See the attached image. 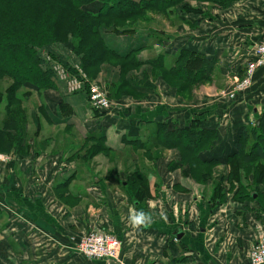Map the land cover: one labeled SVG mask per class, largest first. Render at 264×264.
Instances as JSON below:
<instances>
[{
	"label": "crops",
	"instance_id": "obj_1",
	"mask_svg": "<svg viewBox=\"0 0 264 264\" xmlns=\"http://www.w3.org/2000/svg\"><path fill=\"white\" fill-rule=\"evenodd\" d=\"M169 9L149 12L134 32L101 30L117 57L85 74L106 89L108 110H93L85 92L71 93L57 79L17 91L25 138L0 158V264H106L74 248L91 230L120 240L121 264H247L264 235V180L237 170L230 156L241 127L264 113V67L236 100L220 91L264 40V0H185ZM46 48L57 50L63 65H79L71 49ZM189 53L203 57L192 79H206H190L182 59ZM193 121L216 135L197 153L217 160L207 182L191 173L186 142L171 144L167 135ZM100 137L109 151L90 155ZM137 175L147 180L141 200L130 188ZM219 183L222 200L212 202ZM140 212L149 219L134 226Z\"/></svg>",
	"mask_w": 264,
	"mask_h": 264
},
{
	"label": "trees",
	"instance_id": "obj_2",
	"mask_svg": "<svg viewBox=\"0 0 264 264\" xmlns=\"http://www.w3.org/2000/svg\"><path fill=\"white\" fill-rule=\"evenodd\" d=\"M185 0H0V81L10 80L5 90L7 119L0 129V150H8L15 140L16 128L20 118L13 112L15 95L24 84H32L38 89L50 86L55 80L53 73L45 66L40 48L51 43H62L79 57V65L87 74L108 58L117 54L107 48L101 36V30L109 28L117 33L134 32L139 24L146 21L149 12L167 14L166 10L182 4ZM200 1V0H197ZM204 1V0H203ZM221 5H228L231 0H205ZM54 57V55H52ZM195 56L196 58H194ZM188 54L189 61L183 56V63L189 67L192 81L206 79L208 74L198 73L193 80L194 65L199 56ZM203 58V57H201ZM71 72V65L64 63ZM95 71L92 73L94 75ZM89 77V76H88ZM90 78V77H89ZM184 79V77H182ZM90 80V79H89ZM200 82V81H199ZM3 92L0 91V101ZM12 101H15L12 103ZM23 115V112L21 110ZM250 124L243 125L234 142L235 151L230 158L237 163L235 168L254 171L256 181L264 180V113ZM193 121L189 126L171 130L168 136L171 144L186 142L191 173H199L197 181L211 180L212 170L217 164L215 158L203 159L197 156L198 151L209 148L215 140V133L209 128L196 126ZM13 128V129H12ZM21 137L23 138V132ZM90 149V155L100 150L109 151L103 146L102 137ZM169 142V141H165ZM229 158V159H230ZM230 161V160H229ZM234 177H237L234 175ZM132 179L130 188L134 190L137 200L147 196L144 186L146 179L139 175ZM215 183V181H214ZM221 184H216L211 201H221Z\"/></svg>",
	"mask_w": 264,
	"mask_h": 264
},
{
	"label": "built area",
	"instance_id": "obj_3",
	"mask_svg": "<svg viewBox=\"0 0 264 264\" xmlns=\"http://www.w3.org/2000/svg\"><path fill=\"white\" fill-rule=\"evenodd\" d=\"M253 57L244 65L242 74L230 75L225 87L220 91L223 98L234 101L236 97L249 88L257 69L264 67V40L256 44ZM45 66L50 69L55 79L64 84V88L76 93L85 90L87 101L93 110H108L112 102L107 98L105 91L97 83L88 80L85 72L79 65L72 66L71 72L62 63L52 61L44 54ZM0 158H6L0 155ZM74 248L81 255L90 259L117 260L120 241L117 237L103 230H91L81 235L74 244ZM247 264H264V235L257 239L248 252Z\"/></svg>",
	"mask_w": 264,
	"mask_h": 264
},
{
	"label": "rangeland",
	"instance_id": "obj_4",
	"mask_svg": "<svg viewBox=\"0 0 264 264\" xmlns=\"http://www.w3.org/2000/svg\"><path fill=\"white\" fill-rule=\"evenodd\" d=\"M207 2H208V1H207ZM209 3H214V2L209 1ZM169 10H170V9H167L166 12H168ZM143 22L146 23L147 21H143ZM59 44H60V45H59ZM51 45H58V47L63 46V47H65V48H67V50H70V48H69L68 46H66L65 44H62V43H51V44H47L46 46H43L42 48L39 49V51H41V53L46 52V53H45V56L48 57V58H50L52 61H55V62H57V63H59V62L62 63L60 60L57 59V57H58L57 50H54V49L49 50V48H48V50H47L46 47L51 46ZM43 55H44V54H43ZM52 55H54V57H53ZM78 59H79V57H78ZM243 68H244V66L241 68L240 72L236 73L237 76H240V75L242 74ZM232 75H234V74L232 73ZM229 78H230V77H229ZM229 78L227 79V82H228ZM92 81L95 82V83H97V82L94 81V80H92ZM1 84H2L3 86H6V85L8 84V80H6V81H2ZM97 84H98V83H97ZM98 85H100V84H98ZM100 86H101V85H100ZM101 88L105 91L107 98L112 102L111 98H109V96H108V94H107L106 89H105L103 86H101ZM223 88H224V87H223ZM80 92H85V93H86L85 90L80 91ZM14 107H15V108H14L13 112H14L15 114L19 115V118H20V121H19L17 127H16V128L14 127V129H16L15 134H16V136H17V137H15V140H17L18 142L15 143V144H13L12 148H10V149H8V150H0V155H3V156H5V157H7V156H6V153L9 152V150H11V149H13V148H14V149H20V144H21V142H22V141L24 140V138H25V136H24V133H25V129H24V127H25V126H24V124H23V123H24L23 115H22V113H21V110H20L19 107L17 106V104H14ZM12 129H13V128H12ZM22 132H23V138L21 137ZM17 151H18V150H17ZM1 159L5 160L6 158H1ZM212 171H213V170H212ZM120 246H121V245H120Z\"/></svg>",
	"mask_w": 264,
	"mask_h": 264
},
{
	"label": "clouds",
	"instance_id": "obj_5",
	"mask_svg": "<svg viewBox=\"0 0 264 264\" xmlns=\"http://www.w3.org/2000/svg\"><path fill=\"white\" fill-rule=\"evenodd\" d=\"M148 219L149 218L143 212H140V213L134 214L131 217V222L134 226H139L141 224H144L146 220Z\"/></svg>",
	"mask_w": 264,
	"mask_h": 264
},
{
	"label": "water",
	"instance_id": "obj_6",
	"mask_svg": "<svg viewBox=\"0 0 264 264\" xmlns=\"http://www.w3.org/2000/svg\"><path fill=\"white\" fill-rule=\"evenodd\" d=\"M256 122H257V124H259V119H256ZM181 235H182V232H181V230H178L177 231V234L175 233V238H180L181 237ZM106 264H119V263H117L116 261H114V260H107V262H106Z\"/></svg>",
	"mask_w": 264,
	"mask_h": 264
},
{
	"label": "bare ground",
	"instance_id": "obj_7",
	"mask_svg": "<svg viewBox=\"0 0 264 264\" xmlns=\"http://www.w3.org/2000/svg\"><path fill=\"white\" fill-rule=\"evenodd\" d=\"M253 54H254V51L252 52V57H253ZM251 57V58H252ZM246 90H248V88L246 89ZM108 233V232H107ZM110 234V233H109ZM113 235V234H112ZM116 237V236H115ZM120 245H121V242H120ZM120 249V248H119ZM119 258V257H118Z\"/></svg>",
	"mask_w": 264,
	"mask_h": 264
}]
</instances>
